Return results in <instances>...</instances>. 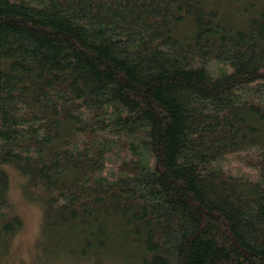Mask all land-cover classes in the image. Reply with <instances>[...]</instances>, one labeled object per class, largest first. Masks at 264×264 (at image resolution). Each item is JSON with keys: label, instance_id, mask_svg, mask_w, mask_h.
Listing matches in <instances>:
<instances>
[{"label": "trees", "instance_id": "obj_1", "mask_svg": "<svg viewBox=\"0 0 264 264\" xmlns=\"http://www.w3.org/2000/svg\"><path fill=\"white\" fill-rule=\"evenodd\" d=\"M243 15L0 0V264L4 164L42 210L37 264H264V8Z\"/></svg>", "mask_w": 264, "mask_h": 264}, {"label": "rangeland", "instance_id": "obj_2", "mask_svg": "<svg viewBox=\"0 0 264 264\" xmlns=\"http://www.w3.org/2000/svg\"><path fill=\"white\" fill-rule=\"evenodd\" d=\"M250 4L256 5L257 8H264V0H207V5L219 10L225 22L232 25L243 24L245 21L243 13ZM188 27L189 22L185 23L179 32L183 34ZM224 165L233 174L252 175V170L243 166L237 158H228ZM2 169L10 178L9 199L23 220V228L13 238L5 255L7 260L5 264H37L34 260L38 251L42 249L41 244L36 245L37 240L42 237V210L27 197L21 174L11 164H4ZM114 264L121 263L118 260Z\"/></svg>", "mask_w": 264, "mask_h": 264}]
</instances>
